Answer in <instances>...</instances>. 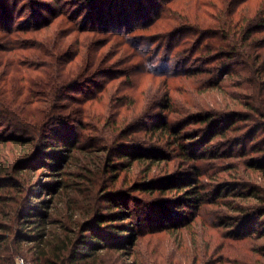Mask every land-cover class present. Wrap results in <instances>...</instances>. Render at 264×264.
Instances as JSON below:
<instances>
[{
  "label": "trees",
  "instance_id": "1",
  "mask_svg": "<svg viewBox=\"0 0 264 264\" xmlns=\"http://www.w3.org/2000/svg\"><path fill=\"white\" fill-rule=\"evenodd\" d=\"M5 1L0 264L24 251L33 264H117L125 255L123 264H143V239L157 224L187 245L176 264H264V2L200 0L191 18L168 20L179 21L174 38L195 37L184 52L185 40L177 45L184 59L173 68L153 52L147 70L141 58L161 39L148 33L168 4L149 12L125 0V11L124 0H73L65 11V0H30L22 11ZM29 3L32 18L17 24ZM98 35L128 38L129 49L105 53ZM122 58L162 85L126 86ZM208 159L235 161L219 164L210 188ZM179 160L194 162L191 171L173 174ZM167 194L182 196L159 200ZM111 253L118 259L106 260Z\"/></svg>",
  "mask_w": 264,
  "mask_h": 264
},
{
  "label": "rangeland",
  "instance_id": "2",
  "mask_svg": "<svg viewBox=\"0 0 264 264\" xmlns=\"http://www.w3.org/2000/svg\"><path fill=\"white\" fill-rule=\"evenodd\" d=\"M28 1L30 0H18L19 3V8H21V10L23 11L22 5L26 4ZM73 0H65L62 4V6H64L65 11H70L71 8L73 7V3L74 4H78L77 1H73V3H70ZM191 1V2H189ZM31 2H37L40 4H49L52 8H55V1L54 0H31ZM138 2V3H137ZM136 2V6L139 7H132L135 8V10H139L140 6H142V3H144L143 5V9L146 11L151 12L153 10V8L158 4L160 6H163L164 4L167 5V10H170L171 12H167L165 14V16L163 18H167V21H165V19H160L158 21H156L155 24V29L153 30L152 33H148L150 35H159V38H161L160 40L157 41V38H155L154 40L156 41V43L152 44V42L150 43V45H152L153 49L150 50V52L148 53V55L143 56L141 59L143 61L144 66L146 65V63L144 62V58H149V56L154 53V56L156 58H161V60H168L166 61V65H172L173 68L174 66H178L181 62V58L184 59L183 56L185 55H181L178 56L176 55V52H178L180 54V51L178 49L181 48L180 46H177L179 44H181L184 40H185V46L182 49V52H184L185 50H187L188 48H190L195 40V37L193 38L192 35H179V37H175L181 30V27L178 28V26L175 24L176 23H171L170 21H168L169 19H175L177 17H179V20H182L185 17H189L191 18L194 14H196V9L200 3L197 0H137ZM189 2V3H188ZM264 0H251V5L255 8H258V5L263 4ZM81 4H84V1H80ZM118 2H116L117 5ZM4 6H11V2L9 1H5L3 2ZM140 4V5H139ZM129 5V2L121 1L119 4V9H125V11L127 10V6ZM188 5V6H187ZM28 10L30 11H26L24 13V18L22 19H17V24H20L22 22H26V20L28 21V18L30 20V18H32V11H31V3L28 4ZM80 7V6H79ZM76 8V7H75ZM73 7V9H75ZM78 8V7H77ZM135 12V11H134ZM136 13V12H135ZM40 14H43V16H47L46 13L40 12ZM150 14V13H149ZM173 26V27H171ZM175 26V27H174ZM180 26V25H179ZM182 26V24H181ZM168 30V34L165 35L166 31ZM166 36L167 39H164L163 36ZM161 36V37H160ZM117 36H111V37H107L106 35H98L99 39H103L106 42H109L108 46L105 49V53H109V52H117L119 49H122L123 51L129 49V43L127 42L128 38L125 39H121L122 37H119L118 39L115 38ZM112 38V39H111ZM170 46L171 48L176 47V49L172 52L169 51L167 49V47ZM144 48H149L147 45ZM192 48V47H191ZM145 50V49H144ZM201 55V53H197V57H199ZM121 56V53L118 55ZM140 59V60H141ZM204 61V59H199L197 62L199 63H193L191 62L190 65L191 67H200L202 66V62ZM127 60H124L123 58L119 61V64L122 63V65L119 67L120 70L125 72V69L130 68L128 70L129 73L127 74V79L130 81H125L126 82V86H131L134 85V82L138 81L141 85V88L143 87H149L151 86L152 83H154L157 87H159V85L162 84H158L156 82H154L153 80H151L149 77H141L140 75V71L143 69H147V66H140L139 64V60H137L135 67H128L127 64ZM178 62V63H177ZM189 65V66H190ZM148 70V69H147ZM1 132V129H0ZM231 162H235L234 160L231 159H225V160H205L204 162H202V169L204 171L208 172V175L205 177H202V180H204L203 182H205V184L207 185L208 188H210L211 184H213L215 179V175L219 174L218 171L223 168L224 165L231 163ZM223 164L222 167H219V164ZM221 164V165H222ZM194 165V162L192 163H186V162H182L181 160L179 161H175V163L172 164V168H171V172L173 174H180L182 172L185 171H191L189 166ZM157 176H164L163 173L160 172H156ZM33 176V173L32 175ZM41 174L39 171L35 172L34 175V182L35 180L41 178ZM174 177H179V176H174ZM249 178V177H248ZM136 179V178H135ZM139 179V177L137 178ZM47 180V179H45ZM41 182H43V177L41 178ZM37 187V189L39 188V183H36L35 185H33V187ZM136 196H140V198L142 199H146L148 197L144 196V195H140L139 193L135 194ZM182 195L179 194H167L164 197H162L161 201L163 200H176L179 197H181ZM132 207L134 208L135 205L133 204ZM191 213L190 210L186 211V216L189 215ZM172 216H174V214H172ZM154 225V227L152 229H150V233H147V235L145 236V238L143 239V244L141 245L140 248V259L142 260L143 264H176L180 261H182L183 259H185V251H186V246L182 247L178 241L175 240L174 237H172L170 234H166V233H159L158 229L159 226ZM187 252V251H186ZM19 256L28 258V259H32V255L29 254L28 252H18L14 254V262L15 259ZM118 257L117 253H111V255H107L106 260L110 259H116ZM128 255H125V257H122V259H120L119 257V262H117V264H122L128 262ZM118 259V258H117ZM130 260H132V257H130ZM252 261V259H251ZM236 261H233V264H235Z\"/></svg>",
  "mask_w": 264,
  "mask_h": 264
},
{
  "label": "built area",
  "instance_id": "3",
  "mask_svg": "<svg viewBox=\"0 0 264 264\" xmlns=\"http://www.w3.org/2000/svg\"><path fill=\"white\" fill-rule=\"evenodd\" d=\"M15 264H33V263L27 260L25 257L19 256L15 259Z\"/></svg>",
  "mask_w": 264,
  "mask_h": 264
}]
</instances>
